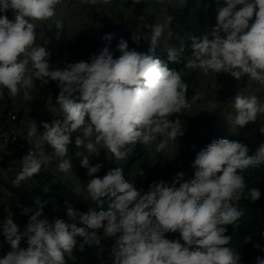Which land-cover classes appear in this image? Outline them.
Returning <instances> with one entry per match:
<instances>
[{
    "label": "clouds",
    "instance_id": "obj_1",
    "mask_svg": "<svg viewBox=\"0 0 264 264\" xmlns=\"http://www.w3.org/2000/svg\"><path fill=\"white\" fill-rule=\"evenodd\" d=\"M60 2L0 0V88L15 97L21 89L34 87L33 78L44 85L57 83L55 105L49 95L46 108L52 112L58 105L62 117L41 122V137L57 157L64 158L69 155L73 133L81 132L75 145L88 153L81 154V166L91 177L86 186L88 195L98 204L104 197L111 203L107 211L90 209L86 213L67 205V216L72 221L78 217L83 225L78 226L59 218L52 222L42 219L44 205L34 200L36 210L24 209V213L32 214L23 231L11 216L0 222L2 235L11 246L0 264H66V257L74 259L78 238L81 250L85 245L100 246L102 239L112 240L113 264H240L241 254L229 246L232 235H226L225 225H233L236 232L243 215L241 199L255 202L261 197L260 189L249 188L237 170L264 165V143L250 155L247 144L225 138L213 140L195 156L194 179L185 180V174L179 172L171 183L153 182L147 191L126 181L119 168L102 178L97 176L102 165H92L89 157L99 156L101 149L120 160L127 155V146L148 145L160 137L156 150L165 152L170 141L175 143L184 135V122L169 117L190 110L200 94L189 101L188 85L180 71L149 54L163 34V25L158 23L148 25L152 29L150 38L140 32L131 37L137 44L142 35L150 39L148 53L129 49L128 42L121 38L116 46L118 56L106 45L89 61L66 63L63 68L51 65V53L36 43V24L31 21L52 20L62 30V22L56 19ZM81 3L94 6L98 0ZM224 3L226 6L217 8V23L211 32L191 37L193 59L185 67L202 69L205 74L225 72L237 81L247 76L264 85V0ZM9 10L14 20L6 15ZM113 37L105 34L102 39L110 42ZM179 52L169 47L168 61L180 62ZM233 107L236 114L231 123L240 128L255 123L257 116L264 114V104L255 95H235ZM37 132V123L32 120L27 132L29 141ZM259 132L264 134V127ZM93 136L94 141L89 139ZM48 161L43 151L30 149L21 159L13 186L20 188ZM58 167L68 172L71 160L61 159ZM137 174L143 176L144 172L140 169ZM101 229L102 236L98 234ZM168 233H179V237L169 239ZM22 240H26V248L20 246ZM185 245L197 247L190 250ZM257 264H264V259L257 257Z\"/></svg>",
    "mask_w": 264,
    "mask_h": 264
},
{
    "label": "trees",
    "instance_id": "obj_2",
    "mask_svg": "<svg viewBox=\"0 0 264 264\" xmlns=\"http://www.w3.org/2000/svg\"><path fill=\"white\" fill-rule=\"evenodd\" d=\"M114 1L118 5L117 8L111 5L108 9L107 6L97 3L94 6L84 4L80 10H77L73 5L77 3L78 0H61L56 6V19L62 22V30L57 29L52 20L31 21L36 24V43L46 47L51 53L49 63L53 66L63 68L66 63H75L81 60L89 61L93 54H98L106 45L110 47L115 56H118L119 52L116 51V46L121 38L128 42L129 49L135 48L139 52L148 53L149 47L147 44L149 39H146L145 36L149 37L150 34L151 29L150 27L148 28V25L157 21L156 14L151 13L143 18L140 31L145 36L142 35L139 44H137L129 38L132 30L127 24H131L132 19L125 20L122 18L124 12L128 7H131L132 3H135V0ZM221 1L224 3V0H201L202 3L209 4L207 14H205L204 11L200 13L194 12L193 8L195 5L192 0H186V4L183 5L179 11H176L180 14V21L184 29L179 31L180 33L178 35H174V40L170 45H172L173 48H177L178 52L179 48H184L183 52H179L180 62L168 61L167 49L169 46L166 47L163 44H158L154 52L149 53L154 55L155 58L165 61L170 69L180 71L182 79L188 85L187 98L189 101H191L193 96L199 94L198 91L192 87L193 82L191 81L194 80V78H191V73L187 75L188 68L185 67L187 62L193 59L190 50L191 37H202L204 34L211 32L208 31L206 26L198 27L194 25L191 16L197 15L201 21L206 18L210 20L212 24L216 25V16L213 15L211 9H217ZM64 8L68 11L65 14L62 11ZM0 15H3V13H0ZM6 15L8 16V12ZM175 24L176 20H173L171 26L174 32L178 33ZM105 34H114V37L110 42L105 41L102 39ZM165 35L167 34L165 33ZM192 72L193 77L195 76V69H192ZM237 88H239V86ZM235 90L231 92L232 96ZM0 92H3V95L0 96V125L2 126L1 138H3L2 133L7 131L10 132L12 124L18 122L20 115L16 114L14 119L11 118L12 98L6 88H0ZM58 93L59 89L57 83L50 81L47 85L42 86L38 96H35L33 101L36 105L46 104L49 95L53 99L58 96ZM200 100H202L201 95L200 99L196 102ZM217 107L218 106H216V110L211 119L215 117L218 118V113L221 118L230 113L229 108L224 114H221L219 107ZM189 111L190 110H184L182 113L173 114L169 119H179L181 123L184 122L185 124L191 119ZM61 117L62 113L44 122L50 123L53 119ZM261 127H264V114L258 126L255 139L249 136L216 131L211 126L210 133L208 135L206 134L202 139L194 142L192 145H189V143L193 141V132L190 130L184 131V135L178 137L175 143L169 142L165 152H156V155L150 151L148 145L137 143L134 146H127V155L123 159H115L106 149L100 150L99 156L89 157V159L92 165L97 163L102 165L101 170L96 174L97 176L102 178L108 171L119 168L122 169L123 177L126 181L130 180L138 188H145L147 191L148 186L153 182L164 180L171 183L174 176L179 172L185 174V180L194 179L196 169L192 167V164L195 156L213 140L225 138L230 141H239L249 146L250 155L254 154V151L259 145L264 143V134L259 132ZM38 129H43L42 124ZM81 134L82 133L79 131L73 133L71 138L72 142L69 145V155L65 157V159H70L73 165L71 171L73 175L72 179L64 178L59 174L45 169L28 180V185H25L24 181L20 188H16L13 186V181L19 172L12 174L14 171L10 170L9 181L3 180L0 176V187L5 185L7 189V192H4L0 188L1 206L10 212L13 221L19 226L21 231L24 230L32 214L24 213V209L32 208L36 210L37 205L34 200L38 199L44 205L41 218H46L50 222L59 218L63 219L66 223L76 222L78 226H83L79 224L78 217L76 221H72L67 216V205H71L78 213H86L90 209L96 211L109 210L111 199L104 197L102 198V204H98L88 195L86 186L91 177L87 175V169L81 166L82 155H88V153L83 147H77L75 145L76 136ZM89 139L94 140L95 136ZM17 141L20 142V144H25V141L19 135H17ZM174 146L178 148L175 157L166 152ZM0 163H4L6 167H9L2 152H0ZM140 168L146 170L144 176L137 174ZM237 174L244 179L249 188L258 187L261 191V197L255 202H251L248 199H241L239 208L243 211V215L239 220V229L233 232V225H225L227 228L226 235H232V241L229 246L240 252V264H257V257L264 259V165L259 167L250 166L243 171L237 170ZM78 182L82 184L81 188H78L76 185ZM139 184L142 185L139 186ZM98 234L102 236L103 230H99ZM166 235L169 239H176L179 237V233H168ZM0 237L3 240V244L0 248V256L3 258L11 251V246L4 239L2 229H0ZM112 243L113 241L110 239H102L100 246L88 247L85 245L84 249L81 250L79 247L80 240L78 238L77 248L74 250V259H68L66 257V264H113L114 258L111 254ZM181 243L183 244L184 242L181 240ZM257 244L260 245L259 248L255 247ZM20 246L26 248V240H22ZM185 246L189 247L190 250L197 247L195 245Z\"/></svg>",
    "mask_w": 264,
    "mask_h": 264
},
{
    "label": "rangeland",
    "instance_id": "obj_3",
    "mask_svg": "<svg viewBox=\"0 0 264 264\" xmlns=\"http://www.w3.org/2000/svg\"><path fill=\"white\" fill-rule=\"evenodd\" d=\"M192 1L195 5L193 8L194 12L200 13L201 11H204L205 14L208 13V3H202L201 0ZM98 3L107 6L108 9L111 5L115 6L114 8L118 7L114 0H108L107 3H105L104 0H98ZM185 4L186 0H164V3H158L157 0H141V3H132L131 7H128L122 17L125 20L132 19V23L127 24V26H129V28L132 30L129 38L131 39L132 35L137 32L141 33L140 26L142 24L143 18L148 14L154 13L156 14L157 21L153 22L151 25H155L158 23L163 25L164 29L163 34L158 41V44H163L166 47H172L170 43L174 40V35H178L180 33L179 31H182L184 29V26H182L180 21V14L176 11H179V9ZM219 4V7L226 6L223 1H221V3ZM83 5L84 4L81 3V0H78V2L73 6L77 10H80ZM237 8H239V6H237ZM62 11L64 12V14L68 12L66 8H64ZM211 12L217 18V9L212 8ZM169 17L171 18L170 20L168 19ZM8 18L10 20H14V15L11 10L8 11ZM173 20H176L175 27L177 28L178 33H175L174 29L171 26V22ZM191 20L194 25L198 27L206 26L208 31H211V29L215 26L210 22V20H207L206 18L201 21L197 15H192ZM251 22L252 21H250V23ZM151 31L152 29L150 30L149 38L151 35ZM165 33L167 35H165ZM147 45L148 47L150 46V39ZM195 71V76L192 77L194 71L192 72V69L188 68L187 75L191 73V78H194V80L191 81L193 82L192 87L198 91V93L201 95L202 100L192 104V107L189 111L191 119L183 126L184 131L190 130L193 132V141H191L189 145H192L194 142L202 139V137L206 134L208 135L210 133L211 126L216 131L243 135L247 137L249 136L252 139H255L257 136L258 126L263 119V114H259L257 116V120L255 123H249L243 128L235 126L233 123H231L232 118L236 114L233 107V101L234 96L237 94L245 96L255 95L259 98L260 103L264 104V85H262L258 81L250 79L247 76L243 77L240 81H237L230 74L225 72L215 73L213 71H209L207 74H205L203 70L199 68H196ZM33 80L34 87L27 90L21 89L20 93L17 96H11L12 109L10 116L12 119H14V114L15 116L16 114L20 115V119L18 120V122L12 124L11 132L21 136L25 141L27 147L20 145V142L18 141L5 142L3 138H1L2 126L0 125V152L3 153L4 157L6 158V163L9 164V167H6L4 163H0V176L3 180L9 181L10 170L14 171L12 172V174L18 173L21 170V159L31 149L33 150V152L43 151L49 157L48 164L42 166L41 170L47 169L55 174L63 176L64 178L72 179V169H70L66 173L59 170V163L61 162V159H65V157H57L51 149L50 145H47V142L42 139L41 134L43 133L44 129H38L37 134L31 138V141H29L27 137V132L32 124V120L37 123V126L39 128L41 122H44L49 118L61 114L58 105L55 107L54 111L49 112L46 108V104L36 105L34 103V97L38 96L39 90L42 89V86L44 84L41 81L36 80L35 78H33ZM238 86L239 88H237ZM234 90L235 93L232 96L231 92ZM206 96L211 97L213 100ZM52 102L53 105H55L56 97L52 99ZM216 106L219 107V111L221 114H224L229 108L230 113L223 118H221V116L219 117L218 113V118L215 117L214 119H211L214 111L216 110ZM160 140L161 138L158 137L156 141L148 144V148L155 155L157 152L156 147L160 143ZM97 147L102 148V146L100 145H98ZM177 150L178 148L174 146L172 149L166 152L169 153V155L175 157ZM94 156L96 155L93 154L90 156V158ZM140 169H142L143 172L146 171L144 168ZM24 184L28 185V180L25 181ZM76 185L78 186V188L82 187V184L80 182L76 183ZM141 185L142 184H139V186ZM0 188L2 191L7 192L5 185ZM143 189L146 191L145 188ZM8 216H11L10 212L6 208H2L0 203V222H3ZM2 244L3 240L0 237V248Z\"/></svg>",
    "mask_w": 264,
    "mask_h": 264
},
{
    "label": "built area",
    "instance_id": "obj_4",
    "mask_svg": "<svg viewBox=\"0 0 264 264\" xmlns=\"http://www.w3.org/2000/svg\"><path fill=\"white\" fill-rule=\"evenodd\" d=\"M13 117H15V115ZM2 136H3V140L5 142H8V141H11V142H14L15 141V142H17V136L13 132H3L2 133ZM20 145L24 146V144H20Z\"/></svg>",
    "mask_w": 264,
    "mask_h": 264
}]
</instances>
